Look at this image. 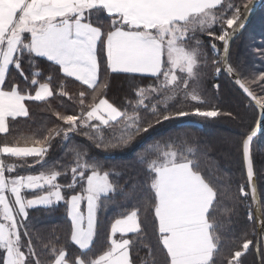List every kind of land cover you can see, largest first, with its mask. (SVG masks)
I'll use <instances>...</instances> for the list:
<instances>
[{"label":"snow or ice","instance_id":"snow-or-ice-1","mask_svg":"<svg viewBox=\"0 0 264 264\" xmlns=\"http://www.w3.org/2000/svg\"><path fill=\"white\" fill-rule=\"evenodd\" d=\"M257 6L261 0H0V264H245L250 246L264 264L256 130L241 134L243 182L204 166L209 150L189 133L151 134L165 122L223 115L215 98H204L205 85L219 90L222 74L264 120V99L238 78L231 53ZM256 55L264 60V49ZM114 74L126 79L123 97L110 95ZM257 82L264 86V71L252 76ZM69 83H78L75 95ZM54 100L74 114L52 108ZM29 102L48 116L34 128ZM18 118L29 125L25 146L7 139ZM124 150L133 158L118 159ZM61 203L63 228L33 224L30 210ZM109 209H117L110 220ZM242 210L259 233L244 227ZM102 237L106 247L93 254ZM226 245L233 250L222 256Z\"/></svg>","mask_w":264,"mask_h":264},{"label":"trees","instance_id":"trees-1","mask_svg":"<svg viewBox=\"0 0 264 264\" xmlns=\"http://www.w3.org/2000/svg\"><path fill=\"white\" fill-rule=\"evenodd\" d=\"M237 4L246 3L247 0H229ZM107 23V21H105ZM205 44L209 43L208 38L201 37ZM261 49H264V3L259 8L257 13L252 18L251 22L247 25L244 31L233 41L232 43V62L233 66L237 67V72L241 75L242 79L251 87L258 97L264 99V86L260 85L259 82L252 83V76H258L260 72L264 71V60L256 55ZM240 61V66H237V61ZM13 75L18 74L13 72ZM216 83L220 84L218 91H214L211 84L205 85L207 89V95L205 99H214V103L219 107V110L223 115L216 118H209L203 120L202 118H192L186 120L183 123H172L168 124L165 122L163 126H157L155 132H152V137L156 140L163 139L172 133H189L195 137L201 144V147H205L209 150V156L202 163L208 167L209 170L219 167L226 171L233 177L234 180L243 182V164H242V153L240 150L241 134L244 132H251L256 128L261 113L253 102L246 97V95L234 85L232 79L227 76H221L219 81ZM78 83H69L68 90L71 95H75L78 90ZM128 86L126 79L123 75L114 74L112 77V97H123L127 94ZM60 102L54 100L51 102V107L63 112L64 114H74L71 111H65L64 108H58L57 105ZM64 103H68L67 100ZM248 105V107H245ZM31 112L34 114L33 119L36 120L37 124L32 125L36 127L41 121H47L48 116L46 113V106L41 103H28ZM228 113L232 115L229 116ZM237 113L239 117L237 118ZM28 122L18 118L17 120V131L11 136H8L9 141L14 142L16 139H21L20 146H25L22 142V136L30 135L28 130ZM4 134H0V140L4 139ZM2 146V145H1ZM139 150V149H137ZM98 151V150H97ZM61 149L57 148L54 154V158H58ZM134 156L132 150H124L122 156H118V159L130 160ZM253 157L254 162L259 166V161L264 159V132L258 136L253 143ZM103 158V157H101ZM14 162V161H13ZM39 170V166L35 169H31L30 173L22 174H36ZM235 186V185H234ZM247 190V189H246ZM252 203L251 201H248ZM64 208L62 203L59 205L51 206H39L30 210V217L33 224L41 228H52V227H64ZM246 212L242 210L241 218L242 223L246 229H253L259 233V228L255 227V223L247 225L246 223ZM117 209H109L105 214L107 219H111L116 216ZM118 218V217H117ZM110 228V224L108 225ZM241 233L237 231L235 239L238 244L243 243L240 239ZM247 239H253L255 242L256 237L249 234ZM106 247V241L101 238V241L94 247L93 254H100ZM233 250L231 246L226 245L222 250V256H227L228 252ZM70 251L79 254L80 250L78 246H71ZM261 255H264V248H261ZM140 257L144 260H151V255L147 254L146 251L140 252ZM242 259L245 264H257V252L253 246H250L248 252Z\"/></svg>","mask_w":264,"mask_h":264},{"label":"water","instance_id":"water-1","mask_svg":"<svg viewBox=\"0 0 264 264\" xmlns=\"http://www.w3.org/2000/svg\"><path fill=\"white\" fill-rule=\"evenodd\" d=\"M264 3V0H261V6H262V4ZM261 6H257V7H255L254 9H253V11L251 12V14L249 15V17H248V19H247V22H246V24H245V28L247 27V25L251 22V20H252V18L254 17V15L257 13V11L259 10V8L261 7ZM244 28V29H245ZM244 29L243 30H241V32L235 37V39L244 31ZM234 39V40H235ZM233 40V41H234ZM233 41L231 42V49H232V43H233ZM238 78L239 79H242V77H241V75L239 74V76H238ZM232 79V78H231ZM243 80V79H242ZM233 81V80H232ZM249 86V85H248ZM249 88L251 89V87L249 86ZM252 90V89H251ZM253 91V90H252ZM254 92V91H253ZM255 93V92H254ZM255 130H256V132H257V135L254 137V140H253V142H252V145H251V148H252V153H253V143H254V141H255V139L258 137V136H260L263 132H264V120H261V116H260V119H259V122H258V124H257V126H256V128H255ZM260 253H261V249H260Z\"/></svg>","mask_w":264,"mask_h":264},{"label":"rangeland","instance_id":"rangeland-1","mask_svg":"<svg viewBox=\"0 0 264 264\" xmlns=\"http://www.w3.org/2000/svg\"><path fill=\"white\" fill-rule=\"evenodd\" d=\"M1 146V145H0Z\"/></svg>","mask_w":264,"mask_h":264}]
</instances>
